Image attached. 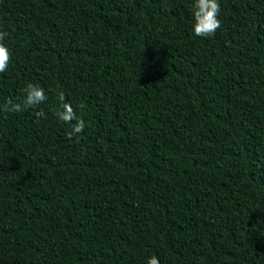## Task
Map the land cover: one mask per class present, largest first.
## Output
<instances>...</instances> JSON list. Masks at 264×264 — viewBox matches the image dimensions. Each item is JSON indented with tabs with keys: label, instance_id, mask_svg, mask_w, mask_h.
<instances>
[{
	"label": "trees",
	"instance_id": "1",
	"mask_svg": "<svg viewBox=\"0 0 264 264\" xmlns=\"http://www.w3.org/2000/svg\"><path fill=\"white\" fill-rule=\"evenodd\" d=\"M218 2L0 0V105L47 97L0 111V264H264V0Z\"/></svg>",
	"mask_w": 264,
	"mask_h": 264
},
{
	"label": "clouds",
	"instance_id": "2",
	"mask_svg": "<svg viewBox=\"0 0 264 264\" xmlns=\"http://www.w3.org/2000/svg\"><path fill=\"white\" fill-rule=\"evenodd\" d=\"M220 13V4L218 0H194L192 24L193 32L198 37H211L216 30L221 27V22L218 18ZM8 34L0 32V73H4L11 60V53L9 48L3 42ZM25 96L20 102H13L8 100L3 105H0V111L4 113L21 112L29 107L39 105L47 99L44 89L36 84L29 83L24 89ZM58 100L61 102L60 107L56 110L57 118L69 125L70 131L67 133L68 138L80 134L85 128V122L82 118H77L76 113L70 103L65 102V94L60 92ZM43 116L44 113H38ZM75 120V123L73 121ZM146 264H160L157 256L152 255L147 259Z\"/></svg>",
	"mask_w": 264,
	"mask_h": 264
}]
</instances>
